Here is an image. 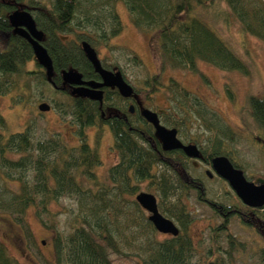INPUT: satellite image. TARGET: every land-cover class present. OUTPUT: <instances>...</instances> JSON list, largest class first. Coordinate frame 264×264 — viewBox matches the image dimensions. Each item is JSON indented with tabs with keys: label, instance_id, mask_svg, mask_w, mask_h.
<instances>
[{
	"label": "trees",
	"instance_id": "obj_1",
	"mask_svg": "<svg viewBox=\"0 0 264 264\" xmlns=\"http://www.w3.org/2000/svg\"><path fill=\"white\" fill-rule=\"evenodd\" d=\"M120 1L126 4L134 26L148 35L159 73L166 66L194 71L198 61L222 70L248 73L247 64L203 17L204 11L211 10L224 17L218 8L220 3L229 6L246 32L264 41V0H48L34 5L22 0H0V96L12 94L14 104H25L28 83L20 84L21 76L38 74L42 82L48 83L46 71L40 65H36V71L27 68L26 63L33 59L30 44L17 35H13L12 43L3 38L12 28L8 17L11 12L28 9L32 13L47 37L45 47L53 59V80L61 85L62 71L69 68L80 71L84 78H99L81 43L87 40L94 47L110 46L123 30L117 10ZM70 34L74 38L66 39ZM133 61L141 64L137 56ZM162 87L159 76L154 75L143 87H135L137 99L124 98L117 89L107 88L102 104L74 96L67 89H57L71 99L67 107L56 105V109L61 116L72 117L71 123L77 128V146L66 143L58 133L37 140L32 124L23 131L5 134L3 130H7L8 124L0 114V214L13 216L32 234L26 216L33 209L42 225L55 233L53 264H113L110 251L135 256L140 264H195L196 246L190 234L193 217L187 199L191 191L198 192L203 199L205 189L190 172L189 160L193 158L183 150L165 151L154 126L141 113L140 103L151 101ZM167 89L172 114L183 109L190 116L189 103L198 107L199 114L211 111L200 97L174 79ZM129 100L135 104L134 113ZM249 106L255 124L252 137L264 147V96H251ZM158 114L163 124L180 132L181 122L173 118L176 113L166 117ZM219 123L216 120L210 126L226 133L225 126ZM106 126L112 134L118 161L102 178L96 169L102 165L99 146ZM90 127L95 128L92 140ZM222 142L217 138L208 153L202 151L204 160L211 165L213 157L226 155L242 169L235 157L224 150ZM142 182H148V188L159 193V209L177 224L178 235H163L150 221L147 210L136 200ZM66 197L77 203V210L65 235L58 226L53 205ZM235 198V205L204 198L223 217L212 231L213 245L205 264H227L219 256L223 233L229 258L237 247L243 246L230 229L233 216L257 231L264 242V207H249L238 196ZM259 254V264H264V245ZM0 264H21L1 239Z\"/></svg>",
	"mask_w": 264,
	"mask_h": 264
},
{
	"label": "rangeland",
	"instance_id": "obj_2",
	"mask_svg": "<svg viewBox=\"0 0 264 264\" xmlns=\"http://www.w3.org/2000/svg\"><path fill=\"white\" fill-rule=\"evenodd\" d=\"M22 1L28 5H34L48 0ZM218 8L222 10L224 17L213 10L204 11L203 17L235 54L247 64L249 70L247 74L238 70H222L204 61H198L197 69L194 71L166 66L159 73V65L149 46V37L134 26L123 1L117 4L123 30L111 40L110 46L95 48L102 63L110 67H119L134 89L143 87L150 77L159 76L163 87L144 106L161 113L163 117L176 113L173 118L178 123L181 122L178 136L186 143L198 144L203 152L208 153L217 138H221L222 147L242 165L246 177L257 182L264 179V147L257 144L252 137L251 129H255V124L251 117L249 98L264 96V41L246 32L226 3H220ZM65 38L70 40L74 38V35L70 34ZM135 56L139 57L141 64L133 61ZM27 68L32 71L38 69L31 62ZM171 79L200 97L204 106L211 111L204 115L199 114L198 107L189 103L190 116L183 109H176L177 111L172 114L170 92L167 89ZM19 82L20 84L28 83L25 104H14L11 99L12 94L0 96V114L6 118L8 124L7 130H3L4 133L23 131L27 125L32 124L37 140L46 139L51 134L58 133L66 143L77 146L79 144L75 133L77 128L71 123L72 117L61 116L56 109V105L67 107L71 103L69 95L58 91L49 82H42L38 74L21 76ZM43 102L51 105V109L41 111L38 106ZM200 111L203 112L201 109ZM165 113L167 114L164 115ZM216 120L221 121L219 124L225 126L226 133L223 134L216 129L219 127L210 126L215 125ZM94 131V127L89 128L91 140ZM99 151L102 165L96 170L102 178H106L108 169L118 161L108 126H106ZM189 167L192 176L198 179L205 189L203 195L207 201L212 200L224 205L237 203L235 191L225 179L214 172L210 164L193 158L189 160ZM207 170L213 171L214 176L209 177ZM142 191L154 194L159 202V193L153 188H148V182L139 184L137 194ZM204 198L200 199L198 192L191 191L187 199L193 217L190 234L196 246L193 258L195 264H205L209 259V251L213 245L212 231L223 221V217L215 212ZM53 210L57 212L56 219L60 230L66 235L70 231L69 223L76 213L77 203L66 197L55 203ZM146 213L149 215L148 211ZM26 220L32 234H29L13 216L0 214V239L5 242L10 253L21 264H53L55 233L42 225L33 209L27 213ZM230 229L237 242L242 243L243 246L237 247L233 256L229 258L225 252L228 247L227 237L223 233L219 256L223 257L227 264H259L260 248L264 245L261 235L235 216L230 219ZM110 258L113 264H140L135 256L125 257L113 251H110Z\"/></svg>",
	"mask_w": 264,
	"mask_h": 264
},
{
	"label": "water",
	"instance_id": "obj_3",
	"mask_svg": "<svg viewBox=\"0 0 264 264\" xmlns=\"http://www.w3.org/2000/svg\"><path fill=\"white\" fill-rule=\"evenodd\" d=\"M8 17L11 26L14 28L13 32L29 41L37 61L46 71L48 80L53 82V59L47 48L42 44L44 33L37 28L35 19L29 12L24 10H15ZM81 47L101 80L87 81L80 71L74 68L64 69L62 71L63 83L64 85L68 84L73 87L71 91L72 95L89 98L102 104L104 100L103 88L109 87L117 88L124 98H138L133 85L125 79L122 71L120 69L106 68L99 57L98 51L90 42L84 40L81 43ZM140 105L143 117L154 126L155 135L165 151L183 150L190 158H203V153L196 143H184L178 136L176 128L166 126L161 122L157 112L146 108L142 103ZM38 107L41 111L51 109V105L46 102L39 104ZM130 111L132 113L135 112L134 103L130 105ZM211 166L218 176L230 184L236 195L245 205L253 208L264 207V179H260L257 182L248 179L244 170L235 166L226 155L213 157ZM206 173L209 177L214 176L211 170H207ZM136 200L149 212V219L159 232L173 236L180 233L177 224L160 211L158 199L154 194L142 191L137 194Z\"/></svg>",
	"mask_w": 264,
	"mask_h": 264
},
{
	"label": "flooded vegetation",
	"instance_id": "obj_4",
	"mask_svg": "<svg viewBox=\"0 0 264 264\" xmlns=\"http://www.w3.org/2000/svg\"><path fill=\"white\" fill-rule=\"evenodd\" d=\"M17 10V9H16ZM18 10H24V11H27V12H29L31 15H32V13L28 10V9H18ZM15 11V10H14ZM32 17L34 18V16L32 15ZM35 19V18H34ZM36 21V20H35ZM11 25V24H10ZM36 25H37V23H36ZM12 27V26H11ZM37 28L40 30V31H42L39 27H38V25H37ZM13 27L11 28V31H8L7 33H5L4 34V36H3V38L5 39V41H7V42H10V43H12L13 41V35H17V36H19V37H22V36H20L19 34H15L14 32H13ZM43 33H44V31H42ZM22 38H24V37H22ZM28 43H29V41L26 39V38H24ZM46 40H47V37H46V34L44 33V35H43V39H42V44L45 46V42H46ZM30 44V43H29ZM30 46H31V44H30ZM31 48H32V46H31ZM32 50H33V48H32ZM33 63V65H40L41 66V64L37 61V59H36V56H35V53H34V50H33V59H31L30 61H28L27 63H26V65H28L29 63ZM104 65V64H103ZM106 68H108V69H117L116 67H106ZM41 69L43 70L44 68L41 66ZM36 71V70H35ZM85 80H87V81H89V80H101V78H100V76H99V78H97V79H87V78H84ZM48 82L49 83H51L52 85H53V87L54 88H56V89H58V90H61V89H67L69 92H71L72 91V89H73V87L72 86H70V85H64V83H63V78H62V81H61V85H56V84H54L55 82H54V80H53V82H51V81H49L48 80ZM107 88H109V87H105V88H103L104 89V92L106 91V89ZM111 89H117V88H111ZM118 90V89H117ZM130 99H133V98H130ZM129 103H130V105L131 104H133L134 102L132 101V100H129ZM162 122V121H161ZM181 139V138H180ZM184 142V141H183ZM184 143H186V142H184ZM189 143H191V142H189ZM202 151V150H201ZM203 153V152H202ZM205 159V156H204V154H203V158H201V160H204ZM206 160V159H205ZM204 160V161H205Z\"/></svg>",
	"mask_w": 264,
	"mask_h": 264
}]
</instances>
